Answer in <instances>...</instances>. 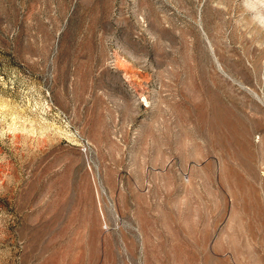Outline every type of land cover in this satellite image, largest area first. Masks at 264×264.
Wrapping results in <instances>:
<instances>
[{"label":"rangeland","instance_id":"obj_1","mask_svg":"<svg viewBox=\"0 0 264 264\" xmlns=\"http://www.w3.org/2000/svg\"><path fill=\"white\" fill-rule=\"evenodd\" d=\"M0 264H264V0H0Z\"/></svg>","mask_w":264,"mask_h":264}]
</instances>
